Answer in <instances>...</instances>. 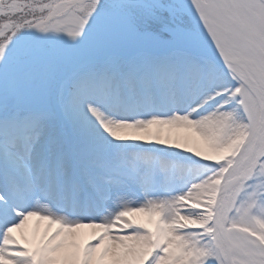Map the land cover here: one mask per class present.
<instances>
[{
	"label": "snow or ice",
	"instance_id": "6c2138e0",
	"mask_svg": "<svg viewBox=\"0 0 264 264\" xmlns=\"http://www.w3.org/2000/svg\"><path fill=\"white\" fill-rule=\"evenodd\" d=\"M0 264H264V0H0Z\"/></svg>",
	"mask_w": 264,
	"mask_h": 264
}]
</instances>
